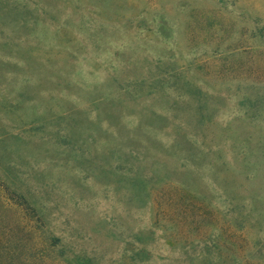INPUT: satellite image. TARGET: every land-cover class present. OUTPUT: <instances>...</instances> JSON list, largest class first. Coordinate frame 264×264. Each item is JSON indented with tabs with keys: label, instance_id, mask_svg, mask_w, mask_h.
I'll use <instances>...</instances> for the list:
<instances>
[{
	"label": "rangeland",
	"instance_id": "rangeland-1",
	"mask_svg": "<svg viewBox=\"0 0 264 264\" xmlns=\"http://www.w3.org/2000/svg\"><path fill=\"white\" fill-rule=\"evenodd\" d=\"M160 174L208 241L155 225ZM214 210L264 262V0H0V264H194Z\"/></svg>",
	"mask_w": 264,
	"mask_h": 264
},
{
	"label": "trees",
	"instance_id": "trees-1",
	"mask_svg": "<svg viewBox=\"0 0 264 264\" xmlns=\"http://www.w3.org/2000/svg\"><path fill=\"white\" fill-rule=\"evenodd\" d=\"M126 161L120 160L123 164ZM163 175H156L153 183L146 189L147 197H151V204L155 211V225L160 223L167 217V214L173 213L176 216L189 217L191 224L197 223L196 226V241L198 244L205 243L211 231L205 228L203 225L205 218L211 208L209 203L203 202L197 197L188 187L183 184H175L171 181H167V178L163 179ZM212 209V208H211ZM159 216V218L156 217ZM212 217V225L215 231V237L212 239L211 248H202L198 253L194 255V264H264L261 259H258L255 254L245 250L246 236L243 231L234 229L228 224L222 217V215L214 210ZM182 223H179L183 225ZM175 242H180L182 238H186L180 231L176 233ZM59 240L53 237L42 238L40 236H31L30 243L34 245V256L37 261L42 264H67L68 258L65 253L60 250L56 252L59 244ZM195 241V240H194ZM193 242V241H192ZM138 243L143 244L138 239ZM190 245H184V247H190ZM239 244V245H238ZM143 246V245H142ZM54 252V253H53ZM28 253V252H27ZM149 253L142 247L137 250L135 254L136 262L139 264H145L149 261Z\"/></svg>",
	"mask_w": 264,
	"mask_h": 264
}]
</instances>
